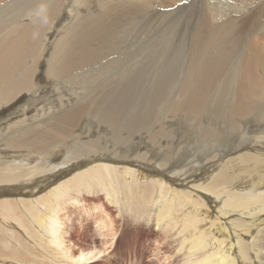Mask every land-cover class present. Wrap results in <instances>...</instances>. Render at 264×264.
<instances>
[{"label": "bare ground", "instance_id": "bare-ground-1", "mask_svg": "<svg viewBox=\"0 0 264 264\" xmlns=\"http://www.w3.org/2000/svg\"><path fill=\"white\" fill-rule=\"evenodd\" d=\"M82 192L181 264H264V0H0V264L87 260Z\"/></svg>", "mask_w": 264, "mask_h": 264}, {"label": "rangeland", "instance_id": "rangeland-1", "mask_svg": "<svg viewBox=\"0 0 264 264\" xmlns=\"http://www.w3.org/2000/svg\"><path fill=\"white\" fill-rule=\"evenodd\" d=\"M79 199L59 214L58 230L62 252L71 258L89 256L75 264H181L176 242L151 222L120 213L103 194L82 192Z\"/></svg>", "mask_w": 264, "mask_h": 264}]
</instances>
